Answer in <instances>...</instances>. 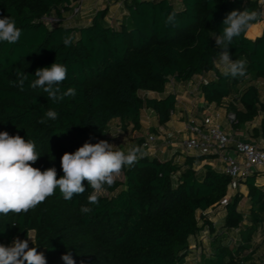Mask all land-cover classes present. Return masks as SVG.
<instances>
[{"label":"trees","instance_id":"16d2710c","mask_svg":"<svg viewBox=\"0 0 264 264\" xmlns=\"http://www.w3.org/2000/svg\"><path fill=\"white\" fill-rule=\"evenodd\" d=\"M80 2L0 0V18H14L21 29L18 42H0V132L35 142L41 156L33 167H55L59 178L62 155L85 142L97 143L90 139L102 137L113 119L123 130L141 132L144 108L164 125L176 102L167 83H186L195 76L202 77L197 88L204 101L233 115V130L260 117L252 135L264 133V100L254 83L264 79V32L254 38L244 32L228 49L232 60L246 61L243 77L224 75L214 37L232 10L264 11L257 0H121L126 13L119 21L108 22L104 7L85 26L62 24L63 11ZM171 13L176 27L165 22ZM47 16L56 20L47 23ZM68 35L73 42L65 46L62 38ZM55 61L67 67L61 89H76L75 97L61 102L30 87L36 70ZM17 71L28 74L23 90L17 86ZM47 109L57 111L58 118L46 119ZM143 142L139 137L134 145ZM144 152L123 169L122 179L105 186L107 194L100 195L98 206L88 204L92 189L84 181L85 193L71 201L57 188L27 213L0 215V244L27 239L28 230L32 247L44 253L47 264H64L61 256L68 251L76 264H190L186 258L193 240L196 248L207 249L200 251L197 264H264V184L257 183L258 173L239 180L246 187L245 215L239 208L241 192L224 200L231 183L227 174L207 163L195 169L211 158L208 154L186 153L175 160ZM82 205L93 211L82 213ZM215 208L223 213L218 225L209 213ZM233 228L239 230L234 246L224 237Z\"/></svg>","mask_w":264,"mask_h":264},{"label":"clouds","instance_id":"9594fccd","mask_svg":"<svg viewBox=\"0 0 264 264\" xmlns=\"http://www.w3.org/2000/svg\"><path fill=\"white\" fill-rule=\"evenodd\" d=\"M264 17V11L232 10L223 19V28L220 34L214 36L216 45L221 49L219 61L224 66V75L232 77L246 74L245 60H232L228 51L234 38L241 36L253 24ZM166 24L178 26L176 14L171 13L166 18ZM21 36V29L16 27L12 17L0 18V42L16 43ZM63 44L70 46L73 38L64 36ZM17 86L23 90V85L28 79L25 72H16ZM36 77L30 87L41 88L47 98L52 102H61L65 97H75L76 89L69 87L62 90L60 85L67 79V67L56 61L50 67L38 68ZM45 118L56 120L57 111L47 109ZM42 118L39 122L45 123ZM146 153L142 146L134 145L124 150H119L107 140L97 143L85 142L74 153L65 152L61 157L63 175L58 178L55 167L45 170L32 165L41 155L35 150V142L24 139L20 135H10L0 132V215L27 213L39 204L53 196L57 188L64 200L71 201L74 195L85 193L84 181L92 189V194L87 196L89 205H99L100 195L111 187L123 169L133 166L139 158ZM80 211L89 214L93 209L82 205ZM27 239L14 238L13 242L5 246L0 244V264H47V259L37 247H29V240L34 243V237L27 230ZM64 264H76L71 251L61 256Z\"/></svg>","mask_w":264,"mask_h":264},{"label":"crops","instance_id":"0c3cea01","mask_svg":"<svg viewBox=\"0 0 264 264\" xmlns=\"http://www.w3.org/2000/svg\"><path fill=\"white\" fill-rule=\"evenodd\" d=\"M257 2L259 5H261L262 8H264V0H257ZM104 7L108 8V13L106 16L108 22L119 21L123 19L125 16L126 10L122 5L121 0H81L79 16L76 15L77 14L76 13L74 18L68 19L73 16L72 14H68V12L72 13V9L65 10L62 13V24L72 27L85 26L89 23L95 11L97 9H101ZM262 32H264V20L253 23L252 26L246 31V36L249 38H254L260 35ZM217 61H218V65H220L221 63L219 61V58ZM211 76L212 75L208 74V77ZM201 79H202L201 76H195L193 77V79L188 80L186 83H179V82L167 83L166 91H172L175 94L176 102H175L174 113H172L170 120L164 125L158 124L157 117L149 108L142 109L141 132H145V135L142 136L144 138V141H145V136L148 133H154L157 135V141L153 144V146H155L156 148L160 147V145L162 144L161 139H166L169 142H172L174 146L177 145V147H173L169 145H167V147L165 148L161 147L159 150H157V152L152 154L150 152V149L147 150V145L145 144V142H143L141 146L143 147L144 151H146L148 154L158 156L161 159H168L173 156L175 160H180L182 156L186 154V152L182 150V148L179 146V143L181 142V140L187 137V133L184 131V127L186 122L189 120H195L198 123H205L206 121L214 122L218 124L221 128H223L225 131L232 132L233 135L237 138L245 139L258 144H262L261 142H264V138H262L264 137V133H260L257 137H254L252 135L253 133L252 129L254 125L251 126L250 133L247 132L248 126H244L242 129L233 130L230 126V122L227 119V115L229 112H227L222 107H216L213 104H208L204 101L201 93L197 88V83ZM150 93L155 94L153 92ZM147 111H149V113L152 114L151 115L152 119L148 121L153 122L151 124L153 125L151 128H154L155 131L151 130V128L150 130L147 131L144 130L146 126H144L143 122L147 123L148 121L143 120L142 116L143 114L145 115ZM115 120L117 119H113L111 122ZM129 131L130 130H122L120 133L118 130V132H116L115 134H111L114 136L113 137L114 139L112 138L114 142L110 141L109 143L115 145L116 148H120L126 152L129 147L133 146L136 143V141L132 142L129 139L127 140L128 137L133 136V134L130 135ZM134 132L136 131L134 130ZM107 135L109 134H107L106 131V133L102 137L91 138L92 140L90 139V141L99 142L101 139L102 140L105 139ZM118 142H121L123 148H121V145L117 144ZM150 148H152V146ZM187 153L192 154L194 152H187ZM208 155L211 156V158H207L203 160L200 166H202V164L204 163H207L214 168H219L220 165L217 157L213 154H208ZM256 181L257 183L264 184V179H262L260 176H258ZM241 186L244 187L243 191L240 189ZM236 191H239L243 194V198L241 199V201H243L244 206L241 208V204L239 203V208L246 215L248 211V202L245 197L246 187L244 184H239L238 186L235 187L229 185L228 192L224 200H227ZM222 215L223 213L221 214L220 218L217 219L218 221L215 219V225L216 223L218 225L222 222ZM257 241H258L257 239H253V242L257 243Z\"/></svg>","mask_w":264,"mask_h":264},{"label":"built area","instance_id":"2783aa9c","mask_svg":"<svg viewBox=\"0 0 264 264\" xmlns=\"http://www.w3.org/2000/svg\"><path fill=\"white\" fill-rule=\"evenodd\" d=\"M178 1V0H175ZM80 4L73 7V13H77ZM54 22L56 19L50 17ZM51 21V22H52ZM49 23L48 21H46ZM144 93V92H143ZM142 93V94H143ZM233 115L228 113L227 119L231 122ZM184 131L187 137L179 143L184 152H194L196 154H213L219 161L218 170L227 174L231 183L230 186L235 187L241 184L239 180L251 172H256L264 179V142L258 144L245 139L237 138L230 131H225L214 122L198 123L195 120L186 122ZM162 144L156 148L153 144L157 141V135L148 133L145 136V144L147 150L154 154L161 147L173 146L172 142L161 139ZM152 148H150L151 146ZM224 237L232 246L239 243V230L233 228L229 232L224 233ZM200 238L208 239L207 233L201 235Z\"/></svg>","mask_w":264,"mask_h":264},{"label":"rangeland","instance_id":"374dc122","mask_svg":"<svg viewBox=\"0 0 264 264\" xmlns=\"http://www.w3.org/2000/svg\"><path fill=\"white\" fill-rule=\"evenodd\" d=\"M79 13H80V9H79V11L77 12V14L76 13H73V7H72V13L71 12H68V14H72L73 16L72 17H70V18H68V19H71V18H74V16H75V14L76 15H78L79 16ZM45 21H48V22H51L52 21V19L49 17V16H47V17H45ZM53 22V21H52ZM220 67H221V69H224V67L222 66V64H220L219 65ZM254 83L258 86V88H259V92H260V96H261V99L262 100H264V79H256V80H254ZM169 86V85H168ZM145 94L146 95H149V96H152V95H155V94H151L150 92H145ZM152 114L151 113H149V111H147L146 112V114L144 115L143 114V116H142V119L143 120H151L152 119V116H151ZM259 118L260 117H256L252 122H250V123H248L246 126H248L247 127V132L248 133H250L251 131V126H255V125H258V123H259ZM153 122H151V121H148L147 123H145V122H143V124H144V126H146L145 128H144V130L145 131H147V130H150V128L153 126V125H151ZM119 128V129H118ZM118 130H119V132L121 133V131L123 130V129H121V127H120V124H119V121L118 120H115V121H113V122H111L110 124H109V127H108V130H107V134H109V135H107L106 137H105V139H103V140H107L108 142H110V141H113L112 140V138L114 137L113 135H111V134H115L116 132H118ZM126 130H130L129 132H130V135L131 134H133V136L132 137H128L127 138V140L129 139L130 141H136L137 140V138H139V136H140V134H141V136L140 137H142L143 135H145V132H141V133H139V132H134V130H132L131 128H129V129H126ZM134 132V133H133ZM120 135V134H119ZM262 138H264V137H262ZM114 139V138H113ZM144 139V138H143ZM92 140V139H91ZM102 140V139H101ZM260 141H261V139H260ZM114 142V141H113ZM117 144H119V145H121V142H118ZM121 148H123L122 147V145H121ZM126 149V148H125ZM201 163H199V164H196V165H194V167H195V169H197V170H200L201 169ZM118 179H122L123 178V175H122V173H121V175L119 176V177H117ZM240 189L243 191L244 190V187L243 186H241L240 187ZM107 194V192L106 191H104L101 195H106ZM240 204H241V208L244 206L243 204V201H241L240 202ZM245 208V207H244ZM209 213L212 215V217L214 218V219H219L220 218V216H221V214H222V212H221V210H220V208H215V209H211V210H209ZM218 221V220H217ZM216 225H217V223H216ZM30 234L32 235V232H30ZM33 236V235H32ZM228 241V240H227ZM13 242V241H12ZM11 242V243H12ZM29 242V247L31 248L32 246H33V243H32V241L31 240H29L28 241ZM200 242L204 245L205 244V242H206V240L204 239V238H200ZM10 243V244H11ZM189 249L191 250V252L188 254V256H187V258H186V260L188 261V262H190V264H197L198 262H199V259H200V251L201 250H207L206 249V246H205V248H199V247H195V245H194V241L193 240H190L189 241Z\"/></svg>","mask_w":264,"mask_h":264}]
</instances>
